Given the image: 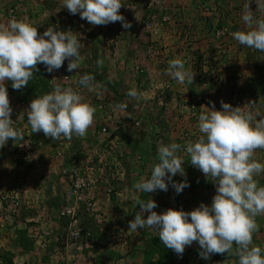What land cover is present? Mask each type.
Here are the masks:
<instances>
[{"label":"rangeland","instance_id":"1","mask_svg":"<svg viewBox=\"0 0 264 264\" xmlns=\"http://www.w3.org/2000/svg\"><path fill=\"white\" fill-rule=\"evenodd\" d=\"M169 1L171 0H122L124 18L131 19L133 26L135 25L136 28L134 30L132 26L125 29L120 26V23L118 25L116 22L107 25H92L86 20H82L79 14L73 15L66 8H60L61 0H0V24H7L10 21L8 12L10 7H15L24 21L37 26L38 34H42L50 26L59 30L71 29L82 34V43L84 44L81 50L83 59L79 69L69 72L67 70L68 61L66 60L60 69L49 73L43 64H38V72L34 73L32 80L22 89H13L10 81L5 82L10 105L13 108L11 119L15 118L19 121V125L15 128L22 130L25 127V130L29 131L28 138H30L32 144L14 142L10 139L4 147L0 148V264H57L54 254L64 246L66 233L70 227L67 220L58 217V209L56 210L57 200L61 204L60 200L63 199L62 195L66 185L61 180L62 174L60 171L64 165H79L82 162L88 165L92 161L93 163L94 161L95 163L99 162L101 158L100 150L105 143L102 138L97 136V130L109 117L113 120L121 119V113H119L121 108L112 103H107V98H115L117 101L126 103L128 107L129 104L134 106V103L140 100L144 106L140 107L137 101L138 108L132 109V112L127 111V114L133 113L140 117L143 120L144 129L153 130V125L160 124L161 127H157L165 134H162V138L166 137L170 143L176 142L183 145L189 140L196 139L197 126L195 124L198 121L197 116L200 114L198 112L200 107L195 106L196 103L192 99L184 98V95L179 92L184 88V85L178 90V93L176 92V88L178 89L177 86H179L178 82L167 74L168 64L172 59L181 58L185 61V67L194 73V81L191 84L186 82L185 86L188 88L189 93H192L194 100L209 107L214 103L217 110L221 109V101L230 103L234 107L238 105L242 107L250 103L255 110L264 113V52L240 45L233 38L234 32L246 30L242 15L249 0H195L193 9L186 8L185 13L183 14L182 11L179 15L180 19L183 18L186 24L180 25L182 32L180 31V35L174 38H170V33L166 31L170 25L167 27L165 25L173 20V13L175 12V9H169L167 5ZM257 7L256 0H250L249 8L260 19H264V12L258 11ZM143 11L144 13L141 14ZM143 14L152 16V26L149 27L148 23H143ZM148 21L149 19H146V22ZM98 29L107 33L106 36L99 35ZM219 30L226 32L225 35H219V37L217 33ZM164 32H166V39L161 38L162 35H160ZM152 33L153 36L149 38L148 35ZM133 34L136 35V38H133L135 44L132 48L130 42L127 41L121 43L120 48L117 47L116 40L118 38L126 37L128 39L127 36ZM140 34L142 37L138 36ZM106 39H108V42H105ZM166 50L177 52L167 60L164 59L163 55ZM113 51L120 52L122 55L121 60H124L123 64L127 66L125 73L123 71L120 73L101 72V65L96 63L98 59L102 58L104 60L105 54L114 53ZM138 51H142L143 56L148 59V66L156 63L159 65V67H155L156 70L160 69L164 74L165 81L161 86L160 94L155 92L156 94L154 93L149 97L147 88L150 83L147 84L146 77L143 78V73L139 70L136 71L134 66V60L140 57ZM122 52L127 53V58L123 56ZM239 52H243V54H239ZM138 59L137 61H139ZM121 60L118 61L121 62ZM245 66L249 68V71L245 74H243L244 72L240 73L242 78H239L234 71L232 72V70L239 67L244 68ZM85 73H90L94 77L96 75L101 77V80H95L96 87L92 90L82 88L78 84L79 76ZM54 82L60 83L64 87L78 89L85 100L96 108L93 123L85 136H74L72 139H66L63 143H60L61 140L53 141L50 137H45L42 132L33 133L30 125L25 126L26 124L22 122L28 108L26 106L40 93L51 91ZM132 88H135L138 92V98H130L126 95ZM163 88L170 91L171 94L175 93L177 99L173 100L174 102L171 105L165 104L170 100L172 101V99H170L171 96L168 93L165 96L162 95L164 93ZM245 89L246 92L247 89L249 90L248 93L252 96V99L244 102L239 96L240 92ZM183 99H185L183 105H188L187 110L192 115L191 118H187L190 124L188 128L182 126L181 123L184 116L187 117L188 114H184L185 108H182L177 102ZM20 101L25 102V106L18 107ZM180 109H182V114ZM175 122L176 125H174ZM193 123H195V126ZM176 128L180 129V138L174 132ZM137 129L129 123L124 127L121 124L118 131L120 143H125V138L131 137L130 134L137 131ZM123 131H126L127 134L125 135ZM186 132L189 133L187 138L189 140L184 138ZM152 133L154 134L153 137L150 135L141 136V139L148 142L144 146L149 148L147 150L152 156L149 161L143 157L147 165L156 158L149 142L154 141L155 137H157V140L160 138L158 137L159 131H152ZM181 140L183 141L181 142ZM136 142L137 140H131L129 146L135 148ZM12 146L17 149L16 152L10 150ZM133 151L132 149L131 154L127 151L131 157L125 163L135 168L139 165L135 162L142 159L145 154H140L141 158L137 159L136 157L139 155L134 158L135 153ZM59 152L63 155L59 156ZM255 155L259 162L264 163V150H256ZM142 161L140 160L138 163L141 164ZM149 174V171L143 170L137 175L132 170L129 174L120 170V180H118L120 187L119 185L118 187L123 188L124 194H129V198L132 199L133 196L139 195L133 192V185L140 180L138 178ZM195 174L203 175V177H199V186L190 185L186 187V190H189L188 192L183 190V192L177 194L169 184L166 197L169 201L159 202V199L154 200L157 205L162 206H159L162 209L160 210L161 213L168 208L177 209L179 199L186 201L193 210L194 202L187 197H191V191L199 193V189L205 188L208 193L202 191L204 197L200 200L197 199V203H211L216 189L199 169L195 171ZM128 175L129 177H127ZM259 178H262V181H259ZM263 178L264 174L256 177L261 185H264ZM118 181L113 183L114 192H116V182ZM202 183H204L203 186H201ZM196 188L198 189L195 190ZM156 192L160 195L163 194V191ZM144 194L145 196H143ZM151 194L140 193L141 196L146 197L142 200H148ZM112 195L109 199H104V197L102 199L114 201L115 198ZM129 204H131V201ZM124 206H127V204ZM135 207L140 208L139 205H135ZM130 212H132V209ZM126 218L130 217L126 216ZM81 222L86 225L88 220L82 219ZM41 227L51 231V238L45 244L39 239ZM139 231L140 229L137 232L139 233ZM92 236L94 237V235ZM261 241H264V238ZM96 244L97 242L93 243V248L92 244L89 247L83 245L80 250L74 249V252L81 259L87 260L90 251L94 250L95 252ZM76 247V245H73V248ZM165 253L168 254L164 260L160 261V264H170V255L173 258L174 253L171 249L165 248ZM108 254L110 257L122 256L121 258H124L120 251L114 250ZM171 264L173 263L171 262Z\"/></svg>","mask_w":264,"mask_h":264},{"label":"clouds","instance_id":"2","mask_svg":"<svg viewBox=\"0 0 264 264\" xmlns=\"http://www.w3.org/2000/svg\"><path fill=\"white\" fill-rule=\"evenodd\" d=\"M249 3L242 15L246 30L234 32L233 38L240 45L264 52V19L249 8ZM256 3L257 10L264 12V0ZM122 4V0H61L60 8L79 14L92 25L119 21L129 29L131 24L119 11ZM83 46L82 34L71 29L50 26L38 34L37 26L24 20L11 19L0 24V148L10 139L24 141L22 131L13 126V108L5 82L10 81L13 89H22L38 72V64H43L49 73L60 69L66 60L69 72L79 69ZM96 63L102 65L103 60ZM167 74L180 84L194 81V73L178 57L169 62ZM78 84L92 90L96 87L95 77L85 73L79 76ZM126 95L138 98L135 88ZM118 107L126 110L128 105L122 103ZM95 112L96 108L78 89L54 82L51 91L40 93L30 102L26 114L33 133L42 132L53 141H65L85 136ZM198 129L200 135L183 145L161 142L150 174L133 185V192H166L171 184L177 194L181 193L190 186L184 168L185 161H190L215 185L211 203H201L191 211L168 208L157 213V204L151 197L145 201L133 196L140 211L128 229L134 233L153 229L164 247L181 257L186 246L197 242L199 255L205 260L227 253L237 256L238 264H264V246L253 244V234L259 229L257 217L264 215V185L256 179L264 174V163L255 155L256 150H264V113L250 104L234 107L221 101L220 110L214 103L201 110ZM177 174L185 179L174 181ZM145 213H149L146 218Z\"/></svg>","mask_w":264,"mask_h":264},{"label":"crops","instance_id":"3","mask_svg":"<svg viewBox=\"0 0 264 264\" xmlns=\"http://www.w3.org/2000/svg\"><path fill=\"white\" fill-rule=\"evenodd\" d=\"M167 5H168L169 9H171V10L175 9V12L174 13L172 12L173 13V20H170L169 22H167L165 24L166 27L170 25L167 28V30H166V28H165V30L170 33V35H169L170 38H172V37L174 38V37L179 36L180 33L182 32V29L180 28V25H183V24L185 25L186 24L183 18H182V20L180 19L179 15H181L182 11H183V14H184L185 13L184 10L186 8L187 9H189V8L193 9V6H195V0H171V1H169L167 3ZM120 10H121L120 13L124 16L125 15V13L123 11L124 8L121 7ZM144 11L141 12V14L144 13ZM143 16H144V18L146 17V15H144V14H143ZM125 21L131 23V26L133 27L134 30L136 29L135 25L133 26V24L131 22V19L129 20V19L125 18ZM116 23L118 25L120 23V26H122L121 22L117 21ZM97 32L101 36H106V34H107L104 31H101V29L100 30L98 29ZM162 32H163V30H162ZM165 33L166 32L160 34V35H162L161 38H165ZM138 36L142 37L141 34L138 35ZM151 36H153V33L148 35L149 38H151ZM127 37H128V39H126V37L118 38L116 40L117 41V47L120 48L121 43H124V42L127 41V42H130V44H131L130 46L132 48L133 44H135L133 38H136V35L135 34L128 35ZM113 41H115V39H113ZM105 42H108V39H106ZM234 51H236V50H234ZM176 52L177 51H169V50L164 51V54H163L164 55V59L168 60V58L173 57L176 54ZM122 53H123V56L125 58H127L126 55H127L128 51H127V53H124V52H122ZM138 53H139L138 55L140 57H138L139 59L136 58L134 60L135 61L134 66L136 67V71L139 70L140 72H144L146 74L143 78L146 77V79L148 81L147 84L150 83L149 87L147 88L148 92H149V94H148L149 97H151V95H153L155 92L160 94L161 86H162V84L165 81L164 74L160 71V69L156 70L157 66L159 67V65H157L156 63H155V65L148 66L149 65V61H148V59L145 56H143L142 51H138ZM241 53L243 54V52H239V54H241ZM109 55H112V56H109ZM109 55H106V54L104 55V58L105 59L107 58L106 60L105 59L103 60L101 58L103 60V64L101 65V69H102L101 72H105V73L106 72H111V73L112 72L113 73L114 72H119L120 73V72L123 71L125 73V71H127L126 70L127 66L125 64H123L124 60H121L122 59L121 58L122 55L120 54V52H114V53L110 52ZM108 57H110L111 59H109ZM118 57H119V59H118ZM137 59L139 61H137ZM118 60H121V62L118 61ZM241 61H243V60H241ZM242 65H244V64H242ZM246 65H248V64H246ZM161 69H164V68H161ZM233 71L237 72L236 75L239 78H242V75L240 73H242V72H244L243 74L247 73L249 71V68H247V66H245L244 68H240L239 67V68H237L235 70H232V72ZM178 85L179 86H177L178 89L176 88V92L178 93V90L181 89L182 86L184 85V88L179 90V92L184 95V98L186 97V98H188V100L192 99L193 102L196 103L195 106L198 105L200 107V111H198L199 113L201 112V110L205 106H207L205 104H201V102H198V101L194 100V97H192V93L191 92L189 93L188 88L185 87L186 83L185 84L178 83ZM147 89H146V91H147ZM162 91H164V93L162 94L163 96H165V94L168 93V95L171 96L170 99H172V101L170 100L169 102H166L165 103L166 105L167 104L171 105L174 102L173 100L177 99L175 97V95H174L175 93L171 94L170 91L166 90L165 88H163ZM248 92H249L248 89H247V92H246V89L243 92L241 91L239 98L242 99L244 102H245V100L252 99V96ZM142 93H143V91H142ZM184 100L185 99L177 101V102L182 108H185L184 114H186V113L188 114L187 117L184 116V118L181 120L182 126H186L188 128V126L190 124H189V120H187V118L188 119L191 118L192 115L189 114L190 112H189V110H187L188 109V105L187 106L183 105V103L185 102ZM137 101H136V103H137ZM136 103H134V106H137ZM138 103H139L138 105L140 107L144 106V104H142L140 102V100L138 101ZM134 106L133 105L130 106V104H129V107H127L126 110H124V109L122 110L121 109L120 110L121 112H119V113H121L120 114L121 117H124L127 114V111L128 112H130V111L132 112V109L134 110V108H133ZM180 113L182 114V109H180ZM130 114H133V113H130ZM197 118H198V116H197ZM194 124L195 123H193V125ZM174 125H176V122H175ZM195 125L197 126V131H196L197 136H195L197 138L200 135L199 129H198V121H197V123ZM157 126H160V124L159 125H155V126L153 125V130L152 129L151 130L152 131H156V132L159 131L160 134H158V137H160V138H159V140H157V137H155L154 141L149 142V146H151L150 148H152V151L155 154L157 152L158 145L161 142H163L165 144L170 143L169 140L166 137L162 138V134L163 135H165V134L162 133L163 131H161V129L159 130V127H157ZM151 130L144 129L143 123H142V126L139 127L137 129V131H135L132 134H130L132 138L130 136L125 138L126 141H127V142L125 141V143L123 142V147L125 148V150H127L131 154V150L133 149L134 150L133 152L135 153L134 158L137 155H139V156L136 157L137 159H138V157L141 158L140 154H145V155L142 156V159H140V160L142 161L143 157H144L145 160L149 161V159L152 156L150 155L149 150H147L149 148L144 146L148 142L143 140V139H141V136L150 135V136L153 137L154 134L152 133ZM174 132H176L179 135L178 137L180 138V129L176 128ZM123 133L125 135L127 134L126 131H123ZM137 133H138V135H137ZM124 134H123V136H125ZM131 140H133V141L137 140V142L135 144L136 145L135 148L134 147L132 148V147L129 146V143H130ZM182 141L183 140H181V142ZM60 143H63V140H61ZM132 155H134V154H132ZM130 157L131 156L127 155V157L124 159V161L121 162L122 163L121 164V170L124 171V173L128 172V174L132 170V171L136 172V175L141 170L150 172L151 166H152L153 162L156 159L155 158L152 161V163H150L148 165L145 163L144 160H143L144 162L142 161L141 164L138 163V161H140V160H137V162H135V164H139V165H137L138 167L136 166L135 168H132L130 166V164H126L125 163L127 160L129 161ZM142 164H144V165H142ZM184 168H185V172H186V179H187L189 185H195L196 187H197V185L199 186V177H203V175L202 174H198V175L195 174V171L198 170V169L195 168L194 166H192L191 163L188 162V161H185ZM127 177H129V175ZM130 179H132V178H130ZM138 179H140V178H138ZM184 179H185V177H181L179 174H177V176L173 177V180L176 181V182H181ZM201 179L204 180L203 178H201ZM261 179L262 178H259V181H262ZM208 182H209V180H208ZM210 184H213V183H210ZM118 185L120 187V182L119 181L116 182V190H115L116 192H114L113 195H112L113 198H115L114 201L113 200H110V201L109 200H103V199L100 201V205H99V209L100 210H98V212L105 219L104 225L103 226H96L94 224L93 220H88V223L86 224V226L88 228H90V229L92 228L91 229L92 232L94 231V234H93L94 237L92 238V242H91L92 248H93V243L95 244V242H97L95 252H94V250L90 251V257H91V254H92L95 257L96 262H98V264H160V261L164 260L166 258V255L168 254V253H165L164 245L158 239L159 238L158 234L153 229H149V228L140 229L139 233L138 232H135V233L133 232L132 233V231L130 229H128L129 222L135 218V215H136V213H138L140 211V208H136L135 207L134 200L129 198V194H124L125 193V192H123L124 189L123 188H119ZM203 185H204V183L201 184V186H203ZM213 187L215 189V185L214 184H213ZM198 188H196L195 190H197ZM183 190L185 192L189 191V190L187 191L186 188H184ZM183 190H182V192H183ZM202 191H204V193H206L207 190L205 188L204 189H199V193H196V192L193 193L191 191V194H192L191 197H187L189 199L191 198L190 200H192V202H194L193 203L194 208H196V207H198L200 205L197 202H198V200L203 199V197H204L203 196L204 193ZM207 193H208V191H207ZM138 194H139L138 197L140 199L146 198V197H143V196H145V194L143 196H141L140 193H138ZM167 194H168L167 191L166 192L163 191L162 195L158 194L157 192H153L151 195H149V199L151 197L153 200H156V199L158 200L159 199V202L169 201L166 198ZM56 195H58V194L56 193ZM168 197H169V195H168ZM57 201H58V204L56 205V210L59 207V200H57ZM130 201H131V204H129ZM145 201H147V200H145ZM60 202H61V200H60ZM125 204H127V206H124ZM165 204H167V203L165 202ZM159 206L162 207L160 204H158L157 207L154 209L157 213H161L160 210H162ZM131 209H132V212H130ZM148 214L149 213H145V218L147 217ZM126 216H128L130 218H126ZM262 217H263L262 215L257 217L258 218L257 219V223L259 225V229H258L257 232H255L253 234V244L260 245V246H264V241H261V239L264 238V222H263ZM95 226H96V228H94ZM155 237H157V238H155ZM114 250L115 251H120V254L123 255L124 258H121L122 256H116V258L115 257H110V255L108 253H110V252H112ZM125 251L128 254H126ZM97 254L99 255L98 257H97ZM161 255H162V257H160ZM225 256L227 258V264H238V257L237 256H235V255L229 256L227 253H225ZM170 257H171V260H169L170 264H171V262L173 264H178L175 261V259H174V255H173V258H172V255H170Z\"/></svg>","mask_w":264,"mask_h":264},{"label":"built area","instance_id":"4","mask_svg":"<svg viewBox=\"0 0 264 264\" xmlns=\"http://www.w3.org/2000/svg\"><path fill=\"white\" fill-rule=\"evenodd\" d=\"M8 18L9 20H23L15 7H10ZM147 25L149 27L153 25L151 19H149ZM217 33L218 36H224L226 32L219 30ZM20 102L18 107L25 106V102ZM249 104L250 103H248V105ZM102 107L101 105V108ZM133 108L137 109L138 106H134ZM134 115L126 114L124 117H121L120 120H113L109 117L107 121L99 127L96 134L102 138L105 143L100 150L101 158L98 162L99 164L95 163V161L93 163L92 161L88 163V165L82 162V164L79 165L69 164L62 167L60 171L62 174L61 180L66 185L62 195L63 199L58 207V217L62 220H67L70 227L66 233L64 246L54 254L57 264H97L92 254L91 257L89 256L87 260H84V258L81 259L80 256L75 254L74 249L80 250L83 245L86 247L91 246L93 232L81 222L82 219L93 220L97 226H103L105 223V219L98 212V210H100V201L102 197H104V199H109L113 194V183L120 180L121 162L124 161L128 155L127 150H125L123 144L120 143V138H118L120 134H118V131L121 124L123 127L125 125L127 126L128 123L134 125L135 128L141 127L143 120L136 116V114ZM24 117V121L22 122L27 126V114H25ZM12 120L13 126L17 127L19 121L15 118ZM21 131L24 135L23 142L25 144H32L30 138H28L29 131L25 130V127H23ZM188 137L189 133H184L185 140H189L187 139ZM10 150L17 151L13 146L10 147ZM60 155L63 154L59 152V156ZM138 159H140V157H138ZM8 206L11 207L10 205ZM181 208L185 211H191L190 205L183 199H179L177 202V209ZM40 235L39 239L45 244V242H48L51 238V231L41 227ZM73 245L77 247L73 248ZM199 253L200 248L198 243L193 242L192 245L185 247L182 257L175 254L174 259L178 264H227L225 254H215L212 255L210 259L205 260L201 258Z\"/></svg>","mask_w":264,"mask_h":264},{"label":"trees","instance_id":"5","mask_svg":"<svg viewBox=\"0 0 264 264\" xmlns=\"http://www.w3.org/2000/svg\"><path fill=\"white\" fill-rule=\"evenodd\" d=\"M152 16L151 15H146V18H144L143 19V23H148V22H146V19H152L151 18ZM141 73H143V75L145 76L146 74H144V72H141ZM235 74L237 73V72H234ZM95 80L97 81H99V80H101V77H99V76H95ZM167 90V89H166ZM107 103H109V104H114V105H116V106H118V105H120V104H122V102H120V101H117L115 98H107ZM263 217H264V215H262ZM262 217V219H263V222H264V218ZM258 219V218H257ZM94 224L96 225V223L94 222ZM97 226V225H96ZM96 226L94 227V228H96ZM92 229V228H91ZM93 234H94V231H93ZM172 253H174V254H176L173 250H172Z\"/></svg>","mask_w":264,"mask_h":264}]
</instances>
